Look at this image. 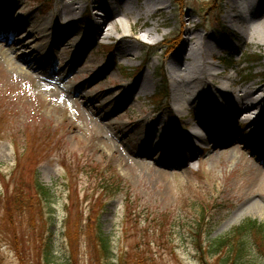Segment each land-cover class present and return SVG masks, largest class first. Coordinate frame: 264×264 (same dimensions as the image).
<instances>
[{
  "label": "rangeland",
  "instance_id": "rangeland-1",
  "mask_svg": "<svg viewBox=\"0 0 264 264\" xmlns=\"http://www.w3.org/2000/svg\"><path fill=\"white\" fill-rule=\"evenodd\" d=\"M61 1L76 5V20L54 16ZM162 1L155 17L126 21V36L119 27L107 39L95 34L105 18L90 14H103L101 1L0 0L12 23L54 16L38 27L51 45L47 69L26 66L17 35L15 62L26 75L11 69L0 40V264H226L196 250L198 223L210 226L199 238L206 244L248 219L264 224V192H255L263 131L228 113L219 117L224 140L181 147L198 111L176 114L168 70L187 53L183 23L214 37V67L239 86L264 87V52L246 43L239 50L243 23L229 0ZM253 13L264 17V0ZM127 40L138 42L131 52ZM144 76L150 91L139 85ZM230 134L234 141L224 143ZM101 230L111 238L109 256L98 246Z\"/></svg>",
  "mask_w": 264,
  "mask_h": 264
},
{
  "label": "bare ground",
  "instance_id": "bare-ground-1",
  "mask_svg": "<svg viewBox=\"0 0 264 264\" xmlns=\"http://www.w3.org/2000/svg\"><path fill=\"white\" fill-rule=\"evenodd\" d=\"M94 1L96 3L101 1L102 6H104L103 9H105L104 15L96 11L93 12L95 15H103L105 18L95 34L98 37L102 35L107 39H112L114 33L119 32V27L125 30L123 32L126 36V21L133 18L139 20L142 17H155L158 9L165 4L162 0H148L146 4L142 6L139 4L136 7L132 0ZM259 2L260 0H229V11H237V18L240 24L243 23L241 24L243 28L239 26L237 29L239 33H235L239 42V50L240 43H246L257 45L264 52V17L257 20L253 19L254 9H256ZM5 9L7 8L0 6V39H3L9 47V50L4 52L8 66L26 75L23 67L15 62V59L20 56L16 55L17 49L14 47L15 42L11 39V36L15 37L17 35L18 42L16 44L28 50L21 56L26 66L37 71L47 69L48 62L46 59L51 45L42 34L39 35L40 30L38 27L49 28L50 21H54V16L57 15L59 19L65 18L67 23H71L77 18L76 9L78 8L76 5L63 1L52 19L43 20L41 24H38L33 18H25L13 24H8L5 22L9 17L5 15ZM233 24L231 23V26ZM182 28L185 33L181 35L183 42L181 51L185 53L187 49V53L181 55L182 57L176 55L168 63L172 90L176 99L173 108L178 116L187 108H196L198 115L196 116L197 125H191L185 134L179 135L181 138L180 146L187 149L197 141L208 143L216 139L224 140L221 137L223 133L221 125H225L219 117L227 118L228 113L234 117H245L249 123L253 126L256 125L255 127H259L264 133V87L252 90L251 87L239 86L240 82L231 73L227 71L219 72L212 62L218 57V44L213 40L214 37L208 38L201 34H195L193 29L184 23ZM129 29L131 32L135 31V27L131 24ZM4 30L7 31L6 37L2 36V33H5ZM149 33L152 37L151 35L155 33V30ZM127 42L132 44V47L131 45L127 46L131 48L127 49V52L133 51L138 44V42H132L131 40H127ZM124 44L122 43V50L125 49ZM14 52V56H11ZM139 85L146 91L151 89L146 76L141 79ZM228 138H230L229 141L223 142L232 143L234 141L231 134ZM255 178V192H264V170L257 168Z\"/></svg>",
  "mask_w": 264,
  "mask_h": 264
},
{
  "label": "trees",
  "instance_id": "trees-1",
  "mask_svg": "<svg viewBox=\"0 0 264 264\" xmlns=\"http://www.w3.org/2000/svg\"><path fill=\"white\" fill-rule=\"evenodd\" d=\"M107 183L105 186L106 189L114 193L111 191L112 186H109ZM38 187L44 196L50 195L51 190L49 188L41 184ZM116 188L120 187L117 186ZM203 218L205 221V217ZM209 228L207 230L204 229L201 220L196 226L195 234H193L196 250L201 254L211 252L212 257L218 256L220 261L226 264H258L257 257H255L258 253L261 258H264V224L258 220L248 219L236 227L229 236L210 239L206 244L199 238L203 230H206L207 236H210L211 232H209ZM97 237L99 249L104 255L109 256L112 253L110 235L101 230L98 232Z\"/></svg>",
  "mask_w": 264,
  "mask_h": 264
}]
</instances>
